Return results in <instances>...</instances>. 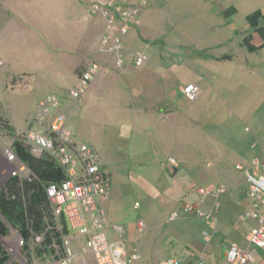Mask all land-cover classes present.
<instances>
[{"label": "rangeland", "instance_id": "374dc122", "mask_svg": "<svg viewBox=\"0 0 264 264\" xmlns=\"http://www.w3.org/2000/svg\"><path fill=\"white\" fill-rule=\"evenodd\" d=\"M144 1L124 37L125 65L119 71L113 56L100 52L95 34L86 37L91 23L100 25L99 37L106 32L100 15L87 19L89 0H0V128L5 132L0 149L17 133L41 130L30 126L36 104L55 96L67 104L73 140L93 148L108 175L109 194L101 203L106 233L115 240L111 226L123 227L127 251L140 257L133 264L167 258L198 264L201 257L221 264L220 242L246 246L243 234L256 226L243 218L251 204L235 166L247 164L264 146V49L248 52L242 43L245 37L254 45L262 42L246 17L256 11L264 15V0ZM258 25L264 33V23ZM136 53L146 57L140 67L132 63ZM227 56L230 60H216ZM93 63H106L105 73L95 77L83 98L71 100L69 91ZM187 85L198 88L194 101L186 100ZM169 159L176 172L171 173ZM7 166L0 161L1 187ZM218 185L226 191L214 215L217 231L202 252L201 233L213 234V227L186 216L182 207L196 204L205 211L213 202L201 203L196 188L210 193ZM15 233L9 228L0 238L5 253L0 259L8 255L7 264H26L9 252ZM16 253L24 256L21 248ZM78 254L85 258L75 264H92L89 254ZM28 264L58 263L51 253H33Z\"/></svg>", "mask_w": 264, "mask_h": 264}, {"label": "built area", "instance_id": "2783aa9c", "mask_svg": "<svg viewBox=\"0 0 264 264\" xmlns=\"http://www.w3.org/2000/svg\"><path fill=\"white\" fill-rule=\"evenodd\" d=\"M146 6L144 0L130 4L125 0H89L87 19L100 15L105 23V34L99 39L101 53L113 56V67L121 71L125 65L123 55V40L128 30L136 22L141 10ZM92 16V17H91ZM132 63L140 67L146 63V57L140 53L133 56ZM107 64L93 63L84 69L78 79L76 89L69 91L71 100L83 98L92 81L97 75L105 73ZM198 92L197 87H189L186 91L188 100L192 101ZM63 106V110L59 108ZM67 104L55 96H46L36 104V117L32 124L41 130H28L17 133L11 138L8 146L0 149L7 169L1 174L6 178H16L19 181H31L36 177L27 165L19 161L13 150L14 143L21 145L32 157L46 160L55 165L63 174V179L58 183L46 184L44 187L49 216L54 221L47 230H53L50 244L52 257L58 264H72L75 254H89L92 264H133L140 259L135 250L129 253L121 240L124 234L123 227L114 225L112 233L117 239H110L106 233V213L101 207L109 194V179L106 172L100 167V158L96 151L73 140L67 117L64 110ZM174 161L169 160V165L174 166ZM247 185V194L251 208L243 214V218L256 222V226L246 231L243 238L248 248L253 252L239 248L229 242L226 248V264H264V146H260L259 155L253 157L247 164L235 166ZM225 192V187L219 185L211 193L214 203L206 211H201L194 204H184L182 212L186 216L201 218L208 226L213 227V234L202 231L201 235L205 244H208L214 232L216 223L214 213L218 210V196ZM196 193L201 203H204L205 190L197 188ZM175 218L176 215H173ZM47 219V218H46ZM49 225L48 222H45ZM66 229V233L63 229ZM143 224H137L140 233ZM31 250L41 245L43 234L31 233ZM80 244V247H77ZM23 241L18 235L12 240L10 254L19 259L18 249ZM74 245L75 248L74 249ZM190 257H193L190 254ZM153 264H182L175 258H167ZM198 264H206L202 257Z\"/></svg>", "mask_w": 264, "mask_h": 264}, {"label": "trees", "instance_id": "16d2710c", "mask_svg": "<svg viewBox=\"0 0 264 264\" xmlns=\"http://www.w3.org/2000/svg\"><path fill=\"white\" fill-rule=\"evenodd\" d=\"M247 22L256 30L262 39L259 45L251 44V37H245L242 43L248 52L264 49V33L259 29L258 22L264 23V15L260 11L253 12L246 17ZM225 58H220L222 60ZM16 157L27 165L31 173L36 177L29 181H19L16 178L8 179L0 188V238H6L9 228L16 231L23 241L21 251L25 255L26 264L31 255L42 256L51 253L50 248L53 236H57L53 230H47L54 221L49 216L48 203L44 187L46 184L58 183L63 179V174L52 163L32 157L21 145L13 144ZM47 218V219H46ZM48 222L49 225H46ZM63 231L66 233V229ZM31 233L43 234L41 245L30 248ZM0 254L3 253L0 248ZM10 260L8 255H3L0 264H7Z\"/></svg>", "mask_w": 264, "mask_h": 264}, {"label": "crops", "instance_id": "0c3cea01", "mask_svg": "<svg viewBox=\"0 0 264 264\" xmlns=\"http://www.w3.org/2000/svg\"><path fill=\"white\" fill-rule=\"evenodd\" d=\"M136 1H138V0H136ZM136 1H133V2H131V3H134V2H136ZM142 13V12H141ZM141 15V14H140ZM140 17V16H139ZM85 22H87V21H85ZM89 24V23H88ZM92 25H90V31H89V33H88V36H86V37H91V34H95L94 35V37H97V42H99V36H100V33H101V27H100V25L98 26V27H95L94 25H93V23H91ZM134 27V26H133ZM132 27V28H133ZM95 30H93V29ZM132 28L129 30V32L132 30ZM128 32V33H129ZM86 33V32H85ZM127 33V34H128ZM260 40H262L261 39V37H260ZM251 41H252V37H251ZM260 43H262V42H258V44L257 45H259ZM95 44H97V43H95ZM94 44V45H95ZM220 45L218 46V47H220L222 44L221 43H219ZM252 44V43H251ZM244 45V44H243ZM252 45H254V44H252ZM245 46V45H244ZM226 59V61L227 60H230V58H229V56H227V57H225ZM216 60H218V59H216ZM108 67H112V65L111 66H108ZM76 70H78V69H76ZM79 75V74H78ZM77 75V76H78ZM103 77V79H104V77H105V75H103V76H101L100 78H102ZM1 130H2V128H0V136H2V137H5L3 134L5 133H2L1 132ZM251 148L252 149H255L256 148V145H254V144H252V146H251ZM258 153V155H259V149H258V151H257ZM257 156V155H256ZM253 157H255V156H253ZM252 157V158H253ZM251 158V159H252ZM0 161L1 162H3L4 163V165L6 164L5 162H4V159H3V157H2V155H0ZM175 171V170H174ZM176 172V171H175ZM0 188H1V186H0ZM222 195V194H221ZM220 197V196H219ZM206 198H209L210 200H212V202L214 203V201H213V198L211 197V196H207V197H205V199H204V203L203 204H205L206 203ZM250 202V201H249ZM211 207V206H210ZM210 207H207V208H210ZM218 207H219V203H218ZM218 210H219V208H218ZM249 210H250V208H249ZM218 212V211H217ZM247 212V211H246ZM245 212V213H246ZM245 219V218H244ZM248 220V219H247ZM249 220H251V219H249ZM254 223H256L254 220H252ZM252 222V223H253ZM112 227V226H111ZM201 240H202V243L204 244V241H203V238H202V236H201ZM243 240H244V238H243ZM211 242H212V240L207 244V245H205L204 246V248H203V250H202V252H204V251H206V248L208 249L211 245ZM229 242H231V240H222L221 242H220V253H217V258H219L220 260H221V264H226L225 263V255H226V248H227V244L229 243ZM231 243H234L235 245H237L239 248H241V249H244V250H248V251H250V252H253V250L251 249V248H248L247 247V245L246 246H243L242 244H241V242H231ZM244 243L246 244V242H245V240H244ZM128 250V249H127ZM211 251H214V247H213V249L211 248ZM133 252V251H132ZM132 252H130V253H132ZM24 254V253H23ZM45 254H43L42 256H44ZM79 255V254H78ZM193 255V254H192ZM32 256V255H31ZM36 256V255H35ZM80 256V257H79ZM79 256H75L74 257V259H73V261H72V264H75V259L76 258H80L81 260L78 262V263H81L83 260H82V258H85L84 256H81V255H79ZM38 257V256H37ZM41 257V256H40ZM193 258H194V256H193ZM192 258V259H193ZM216 258V257H215ZM18 259V258H17ZM19 259H21L22 261L24 260L25 261V263H26V259H25V255L22 257V255L20 256V258ZM86 260V259H85ZM10 261V260H9ZM87 261V260H86ZM89 261H91L92 262V260H89ZM189 261H191V260H186V261H184V262H182V264H193L192 262H189ZM88 262V261H87ZM158 262H160V261H158ZM29 263H30V261H29ZM155 263H157V262H155ZM206 263V262H205ZM13 264H16V263H13ZM153 264V263H152ZM195 264V263H194ZM197 264V263H196ZM206 264H209V263H206ZM213 264H214V262H213Z\"/></svg>", "mask_w": 264, "mask_h": 264}, {"label": "clouds", "instance_id": "9594fccd", "mask_svg": "<svg viewBox=\"0 0 264 264\" xmlns=\"http://www.w3.org/2000/svg\"><path fill=\"white\" fill-rule=\"evenodd\" d=\"M139 1H140V0H138V1L134 2V3H137V2H139ZM126 2H127V1H126ZM127 3L134 4V3H131V2H127ZM144 8H145V7H144ZM142 10H143V9H142ZM142 10H141V11H142ZM140 14H141V12H140ZM140 14H139V16H140ZM139 16H138V17H139ZM133 26H134V25H133ZM133 26H131V28H132ZM131 28H130V29H131ZM130 29H129V30H130ZM189 87H192V85H187V86L184 88V93H185V94H186V91L189 89ZM193 87H196V86H193ZM184 93H183V95H184L185 98H186V95H185ZM186 100H187V101H190V100H188L187 98H186ZM192 101H194V100H192ZM30 126H32V123L30 124ZM7 136H8V135H7ZM257 156H258V155H257ZM169 160H170V159H169ZM171 160H172V159H171ZM250 160H251V159H250ZM174 163H175V162H174ZM236 165H237V164H236ZM170 167H171V173H173V172H174V169H175V167H176V163L174 164V166H170ZM235 169H236V168H235ZM218 186H219V185H218ZM223 186H224V185H223ZM224 187H225V191H226V186H224ZM197 188H202V187L199 186V187H197ZM197 188H196V190H197ZM202 189H203V188H202ZM203 190H205V189H203ZM214 190H215V189H214ZM214 190L211 191L210 193H208V192L205 190V192L207 193L205 197H207V196H211V193H213ZM224 193H225V192H224ZM224 193H222V194H224ZM196 195H197V193H196ZM220 195H221V194H220ZM220 195H219V196H220ZM219 196H218V199H219ZM205 197H204V199H205ZM211 197H212V196H211ZM218 199H217V202H218ZM213 201H214V199H213ZM194 205H196V204H194ZM218 208H219V207H218ZM207 209H209V208H207ZM207 209H206V210H207ZM206 210H205V211H206ZM217 211H218V210H217ZM215 213H216V212H215ZM215 213H214V215H215ZM214 219H215V218H214ZM215 223H216V219H215ZM216 231H217V223H216ZM216 231L214 232V234L216 233ZM15 232H16V231H15ZM15 234L18 235L17 232H16ZM18 236H19V235H18ZM201 236H202V235H201ZM204 245H207V244L204 243ZM18 254H19V253H18ZM19 258H20V254H19Z\"/></svg>", "mask_w": 264, "mask_h": 264}]
</instances>
